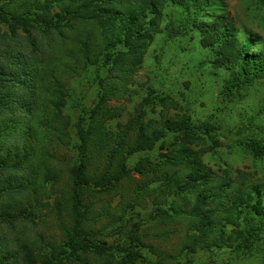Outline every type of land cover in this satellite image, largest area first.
Returning a JSON list of instances; mask_svg holds the SVG:
<instances>
[{
  "label": "rangeland",
  "instance_id": "1",
  "mask_svg": "<svg viewBox=\"0 0 264 264\" xmlns=\"http://www.w3.org/2000/svg\"><path fill=\"white\" fill-rule=\"evenodd\" d=\"M84 4L99 6L100 16L81 10L90 18L48 28L38 22L44 5L51 20ZM0 10L34 25L13 31L0 22V264H264V152L253 155L245 144H264V0H0ZM136 18L149 33L139 62L124 40L108 49ZM106 91L115 108L104 121L111 144L149 91L170 99L167 114L188 115L200 128L193 146L207 150L202 160L216 174L202 184L218 222L208 234L188 215L196 193L171 190L164 179L163 170L183 178L181 167L158 168L173 154L167 146L178 135L169 134L127 158L109 159L111 144L90 155V175L107 166L114 173L120 160L126 169L143 160L151 170L108 190L92 182L80 207L94 247L81 254L65 244L77 123ZM144 110V122L157 124L162 107ZM208 121L218 129L205 132L200 124ZM254 228L245 249L239 236Z\"/></svg>",
  "mask_w": 264,
  "mask_h": 264
},
{
  "label": "trees",
  "instance_id": "2",
  "mask_svg": "<svg viewBox=\"0 0 264 264\" xmlns=\"http://www.w3.org/2000/svg\"><path fill=\"white\" fill-rule=\"evenodd\" d=\"M92 1L98 4L100 2L102 3L103 0ZM44 6V16L38 22L45 28H48L51 25L59 27L73 19L90 18L84 16L86 13L91 15V17L100 16L99 6L95 5V7L91 9L89 4H84L80 9L76 8L75 10H70V8H68L64 14H55L50 20L48 19V16H52L51 7L50 5ZM81 10L84 11L85 14H82ZM2 11L3 10H0V12ZM152 11L158 13L157 4L154 3ZM10 18H2L0 16V22L10 23L9 25L13 31L19 26H22V29L28 32V27L34 26L32 22L27 19H22L20 16H13ZM153 27L154 23L152 28ZM121 34L122 36L118 35L114 40H108V45L110 46L108 49L111 48L112 52L118 50L119 47L116 45L120 44L121 40H124L122 42L123 46L127 47L128 52L135 57L134 62H139L141 55L146 49V38L143 36L149 34L148 29H144L141 21L136 18L133 23L129 22L124 24V31L122 30ZM80 45L82 46L83 44L79 40V46ZM82 51L85 60L88 59L85 45L82 47ZM109 57L110 56L107 55L105 58L107 62L109 61ZM252 75L253 74L244 75L242 79L237 81L236 85L247 83L252 79ZM109 94H111L109 91L104 92L99 101L89 110L87 117L82 115L79 118L76 132L79 143L76 146V150L80 159L68 168V175L72 184V193L69 197L70 203L68 215L71 218L72 223L67 224L64 222L62 230L64 232L65 244L68 248H71V250L75 252H80L81 254L88 252L94 247L92 243L85 239L84 234L89 230V228L86 227L87 212L80 207L82 195H84L87 190L95 189L91 186V183L95 182V185H99L100 181L106 182L105 185H101L100 188L96 189L108 190L123 178L130 176L132 172L146 175L151 170V163H148L147 166H145L143 160L137 162L132 169H126L125 164L120 160L118 161L116 172H109V166H107V168L101 173L90 175L88 171V159L90 155L94 153H104L107 146L111 144V140L106 136L104 130L105 119L113 117L115 109L107 106V98L109 97ZM171 104L172 102H170V99L166 96H157L154 91H149L148 95L143 98L137 106L136 114L128 118L123 125V128L118 130L114 136H112L114 144H111L108 148L107 156L109 159L113 158L114 155H123L124 158H127L129 155L136 152L152 149L156 142L169 134L178 135V137L167 146L173 151L172 156H170L169 153L165 154L166 159L157 165L160 169L164 168V166L167 167L170 165L181 167L182 175H184L183 178L178 179L173 176L169 177L166 170H163L162 173L164 179L170 183L169 188L171 190L175 189L186 193H196L194 205L189 213L186 211L184 213H188L192 218L197 219L195 226L196 230H200L202 234H208L210 227L214 223L218 226V222L216 221L215 209L208 207L207 205V195L204 192L205 187H202V184L208 183L213 176H216V174L202 160V154L207 150L205 148L195 149L193 146V142L196 140L194 136L197 135V129L200 128H197L195 123L190 121L188 115L178 116L176 114H167ZM157 105L162 107V110L160 111V119L156 122L157 124L153 123L155 122L153 119L149 120L148 123L144 122V117L146 115L144 107L152 106L154 109ZM84 125H86V128L83 127ZM200 127L207 133L218 129V126L210 121L200 124ZM245 144L250 147L253 155H258L261 152H264V144L258 141H253L252 143L245 142ZM215 146H217V141L214 139L212 144L208 147V150L213 149ZM53 175L55 176L56 174L53 173ZM108 183L110 185H108ZM252 207L255 208L257 213H260L261 209L257 207L256 204H253ZM256 208L258 210H256ZM256 236V228L249 230L244 234L241 232V236H239V239L241 240L240 245L245 249L251 248ZM131 256L132 255H130V257Z\"/></svg>",
  "mask_w": 264,
  "mask_h": 264
}]
</instances>
